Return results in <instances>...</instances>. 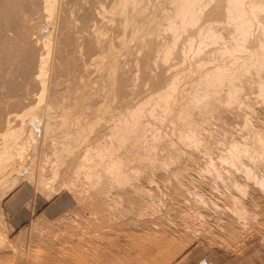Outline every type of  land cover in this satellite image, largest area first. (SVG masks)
Wrapping results in <instances>:
<instances>
[{
  "label": "bare ground",
  "instance_id": "6f19581e",
  "mask_svg": "<svg viewBox=\"0 0 264 264\" xmlns=\"http://www.w3.org/2000/svg\"><path fill=\"white\" fill-rule=\"evenodd\" d=\"M203 16L207 20L219 21L221 25L228 24L231 31L221 33V28L228 29L212 22L205 25V28L198 27ZM169 31L172 32L171 37L165 36ZM184 32L190 36L195 32L193 37L198 34L199 39L194 41L191 37H185L186 44L181 45L177 51L176 43ZM207 44L213 46H206ZM171 52L177 53L176 63L174 62L176 65L185 62V56L189 53L201 56L190 64L193 72L191 76L182 73L180 80L179 73L187 68L180 66L178 71H168L167 74L165 71L168 68L163 64L157 67L158 74L152 75V65ZM190 79L196 82L194 85L192 83L194 88L188 84ZM176 88L179 91L174 94L172 91ZM153 94L156 101L148 100L140 104L143 98ZM254 97L261 99L259 101L258 98L257 101L262 105L259 107L264 109V0H0V132L6 133L0 138V179L8 170L21 169L20 163L24 156L34 158L35 153L41 152L40 161L47 160L42 157L44 149L36 151L35 142L36 139L43 138L46 143L47 135H51L52 138L48 140H52L53 146L57 144L53 139L64 136L62 132L57 136L51 130L50 125L55 126V121L50 110L55 106L64 116L77 115V121L82 120L87 125V130L82 133L92 131L93 118L98 113L105 114L113 109L125 108L116 115L119 124L114 125L115 129L103 127L111 133L112 138L114 133L123 140L127 135L130 117H136L140 112H148L151 116L157 113L156 107L162 105L164 110L168 109V114L163 116L169 115L170 121H182L176 127L179 142L185 143L186 149L201 148L207 154L209 140L205 134L206 129H209L192 120L187 121L186 118L190 119L194 113V116L198 114L197 110L204 109L207 112H219V118L228 119L223 115L224 110H257ZM35 103L47 106L44 118L36 115L29 117V108ZM134 126L136 125L130 128L133 129ZM223 132L225 134L227 129L224 128ZM250 134L251 136H245L240 141L230 139L219 162L237 168L240 173L245 174L243 177L252 180L248 183H255V187L260 188L264 194V174H258L254 170L257 166L264 167V128H258ZM49 152L55 155L56 147ZM97 152L100 158L109 159L105 162L103 174L91 170L93 163L85 150L82 153L72 150L68 152L70 158L64 170L73 177L71 186L77 191L81 188L80 192L86 187L95 188L100 184L109 185L118 191L124 189L122 185L126 184L124 181L128 177L123 168L124 161L132 162L135 158L117 154V158L112 159L116 153L111 148L105 152ZM44 155L47 156L48 153ZM208 160L209 166L220 177L213 158ZM121 161L123 166L118 165ZM41 168H45L44 164ZM51 169L54 175L60 174L57 160ZM82 175L86 177V181H82ZM38 178L41 179L40 184L52 185L51 181L46 182L44 175H38ZM236 181L233 182V188L241 193L247 192L248 184H238ZM126 186L125 188L128 187ZM144 187L146 190L147 186ZM133 189L138 193V189ZM57 190L50 188L48 192L51 193L46 197H54ZM115 193L117 194L116 190ZM149 193L147 191L144 194ZM109 194L112 192L108 193V197ZM121 194L125 197V194ZM121 194L119 192V196ZM106 197L101 196L100 191L95 193L94 215L100 220V224L98 229L84 235L78 252H74L77 253V262L73 264H100L101 256L97 255L95 257L99 258L95 259V252L86 251L95 246L101 237L104 240L112 239L113 243L116 238H120L118 231L126 225V220L120 214H113L117 219L105 224L102 218L111 215L109 207L114 203L113 195L111 198ZM175 197L177 196L174 195ZM136 198L134 197V201L127 199L128 203L123 204L126 207L129 204L145 206L144 214L149 201L146 199L147 203L144 204L142 199L136 201ZM171 199L173 200L172 197ZM177 199L175 198V204L179 202ZM115 201L117 202V198ZM122 201L126 200L123 198ZM119 203L122 204L120 201ZM234 215L241 223L246 221L243 211H234ZM144 223H148L147 220ZM245 223L242 228H246ZM128 245L129 242L126 241L125 246ZM149 246L154 252L162 250L160 247H153L152 243ZM114 248L113 244L112 251H115ZM132 249L139 262L152 261L153 255H150L149 250L140 253L137 245ZM115 252L120 255L124 251ZM72 253H67L64 259L71 261V264L72 258L68 255H73ZM130 254H125L126 264H139L131 259Z\"/></svg>",
  "mask_w": 264,
  "mask_h": 264
},
{
  "label": "rangeland",
  "instance_id": "374dc122",
  "mask_svg": "<svg viewBox=\"0 0 264 264\" xmlns=\"http://www.w3.org/2000/svg\"><path fill=\"white\" fill-rule=\"evenodd\" d=\"M209 22L228 29L227 31L221 28V33L231 31L228 24L221 25L219 21L207 20L205 16L201 17L198 27H204ZM171 35V31L165 33V36L171 37ZM194 35L195 32L191 33V36L184 32L176 43L177 51L181 45L186 44L185 37H191L194 41H198V34L193 37ZM206 46H213V44ZM176 55L177 53L171 52L163 60L160 59L154 63L152 75H157V67L159 64H163L168 68L165 71L167 74L168 71L169 73L173 70L178 71L180 66L187 68L181 74L179 73L178 79L180 80H182L183 74L191 76L193 72L190 64L196 62L197 57L201 56L198 53H189L185 56V62L176 65ZM137 76L141 77V75ZM192 83L194 85L196 82L190 79L188 84L192 85ZM178 91L176 88L172 92L176 94ZM258 98L254 97L255 103L258 102L254 103L257 110L256 108L248 110L249 112L240 108L234 111L224 110L223 115L228 119L219 118L218 116L221 115L219 112H207L204 109L197 110L198 114L196 113L194 116V113L190 119L186 118L187 121L192 120L209 129H206L205 134L209 140L207 154L201 148L195 150L194 147H187L186 149L185 143L179 142L177 138L179 131L176 127L182 121L175 119L172 122L169 115L163 116L168 114V109L164 110L162 105H158L157 113L151 114V116L148 115V112H140V115L130 117L127 135L123 140L114 133V138H112L111 133H108L103 127L115 129L114 125L119 124L116 115L125 108L113 109L105 114L104 112L98 113L93 118L92 131L82 133L83 130H87V125L82 120L77 121V115H62L59 108L55 106L50 110L53 121H55V126L54 124L50 125L51 130L53 129L57 136L62 133L64 136L53 139L57 143L53 146L52 140L49 141L52 138L51 135H47L46 143L43 142V138L36 139L35 142L36 151L44 149L42 157L47 160L40 161L41 152L35 153L34 158L24 156L20 163L21 169L8 170L7 174L0 179V264H71V261L64 260L65 255L70 252H73V255H68L72 258V264L77 262V253L74 254V252H78L80 241L87 232L90 233L94 229H98L100 224V220L94 215L96 208L93 203L95 193L98 191L103 197L105 195L108 197V193L112 192L109 197L111 198V195L114 197V203L109 207L112 211L109 216L112 217L105 215L102 218L105 220V224H110L109 220L115 221L117 218L114 217L119 214L126 220V225L118 231L120 236L115 233L120 238H116L114 243L112 239L104 240L101 237L95 246L86 251L95 252V259L101 256L100 264H126L127 259L124 258L126 253H131V259L139 262L138 257L133 254L134 245L138 246L140 253L149 250L150 255H153V262L145 261L144 263L139 262V264H147V262L148 264H191L199 260H201L200 263L204 261L206 264H264V194L260 188L255 187V183H248L251 179L247 180L246 177H243L245 174L242 172L241 174L237 168L219 162V157L225 153L224 149L226 146L228 147L231 140H243V138L251 136V132L261 127L264 128V109L259 103L261 99L259 98L257 101ZM148 100L156 101V96L153 94L145 97L140 104L146 103ZM173 111L172 113H174ZM46 113L47 106L41 103L32 104L28 111L29 117L36 115L44 118ZM111 117L114 119L112 120ZM132 125L136 126L132 129L130 128ZM224 128L227 129L225 132L227 136L223 132ZM232 130L235 131V134ZM3 134L6 133L1 131L0 138ZM83 134L85 136H82ZM53 147H56L55 155L49 154ZM180 147L182 148L180 149ZM110 148L116 153L112 159H116L119 154L137 160L124 161L125 174L128 177L131 176L124 181L129 190L125 188V185H122L125 190L122 188L123 191L121 189L118 191L105 184H100L95 188L86 187L81 192V188L79 191L75 190L71 186L73 177L70 172L67 173L64 170L70 158L68 152L72 150L82 153L85 150L93 163L91 170L103 174L106 168L105 162H108L109 159L107 157L100 158L97 151L105 152ZM145 150L148 151L147 154ZM45 153L48 155L45 156ZM210 157L213 158L220 177L212 170V166H209L208 158ZM56 160L60 174L54 175L51 167L54 163L56 164ZM45 161H47L46 164ZM43 164L44 169L41 168ZM118 165L123 166L122 161ZM156 167L159 168L158 171ZM123 168L121 169L123 170ZM254 170L258 174H264L263 166L260 168L257 166ZM38 175H44L47 178L46 182L51 181L52 185L40 184L41 179L38 178ZM81 178L82 181H86L84 175ZM230 179H235L234 181L237 179L238 184L245 182L243 184L245 185L247 183V192H238L237 188H233L234 181L232 180V182ZM141 182L143 183L140 184ZM232 183L233 185H231ZM130 184L135 190L138 189V193L133 191ZM144 186H147L148 189L144 190ZM50 188L58 190L54 197L48 199L46 196L51 193L48 192ZM172 190L175 192L174 194H172ZM147 191H150L151 194L145 195ZM119 192L125 194V197L122 194V197L119 196ZM127 192L130 194H126ZM174 195L179 200L177 204H175ZM134 197H137L136 201L142 199L143 202H141L144 204L149 201L144 214L145 206L140 207L136 204H134L136 207L133 204L124 206L128 200L134 201ZM143 197H147L148 200L146 201ZM123 198L127 202L122 201ZM151 203L154 205L151 206ZM213 204L216 205L213 206ZM240 206L244 208L241 209ZM225 209L228 211L226 210V212ZM234 211H243L246 221L241 223L239 220V222L236 219L237 216L235 218ZM145 220L148 223H144ZM243 223L246 228H242ZM126 241L129 242L128 246H125ZM149 243H152L153 247L162 248V250L157 249L159 251L154 252L152 248L149 249ZM113 244L115 251L124 252L117 255L114 250L112 251ZM97 255L99 257H95ZM155 258L157 259L153 260Z\"/></svg>",
  "mask_w": 264,
  "mask_h": 264
},
{
  "label": "crops",
  "instance_id": "0c3cea01",
  "mask_svg": "<svg viewBox=\"0 0 264 264\" xmlns=\"http://www.w3.org/2000/svg\"><path fill=\"white\" fill-rule=\"evenodd\" d=\"M200 261H201V260H199V261H194V262L191 263V264H206V262L202 261V262L200 263Z\"/></svg>",
  "mask_w": 264,
  "mask_h": 264
}]
</instances>
